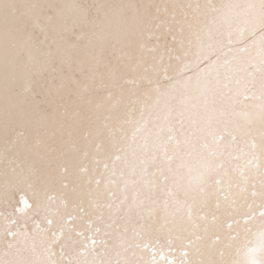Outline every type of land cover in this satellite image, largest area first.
Returning <instances> with one entry per match:
<instances>
[{"label": "snow or ice", "instance_id": "obj_1", "mask_svg": "<svg viewBox=\"0 0 264 264\" xmlns=\"http://www.w3.org/2000/svg\"><path fill=\"white\" fill-rule=\"evenodd\" d=\"M0 264H264V0H0Z\"/></svg>", "mask_w": 264, "mask_h": 264}]
</instances>
